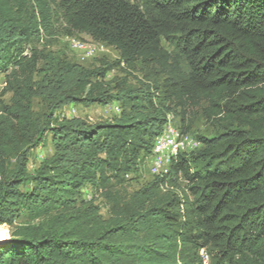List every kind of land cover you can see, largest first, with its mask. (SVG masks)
<instances>
[{
  "label": "trees",
  "instance_id": "trees-1",
  "mask_svg": "<svg viewBox=\"0 0 264 264\" xmlns=\"http://www.w3.org/2000/svg\"><path fill=\"white\" fill-rule=\"evenodd\" d=\"M79 33L118 58L49 50ZM0 73V264H264V0H0ZM70 104L120 111L58 114ZM193 108L217 136L129 191L167 115L191 134Z\"/></svg>",
  "mask_w": 264,
  "mask_h": 264
},
{
  "label": "rangeland",
  "instance_id": "rangeland-1",
  "mask_svg": "<svg viewBox=\"0 0 264 264\" xmlns=\"http://www.w3.org/2000/svg\"><path fill=\"white\" fill-rule=\"evenodd\" d=\"M59 32L61 30L59 29ZM76 37L81 39H88L91 38L89 35L84 33L75 34ZM49 50L53 52H64L67 54V56L77 62H80L85 67H93L97 66L99 64L100 59H106L108 61H113L118 58V51L113 47L106 46V49L104 51L97 52L96 55L88 60L80 61L76 54H74L72 51L69 50L67 46V42L64 36L59 35L52 41H49ZM143 65H141L139 62L136 64L135 69L131 73V76L133 78H141L143 73ZM114 76H123V72L121 70H113L109 72L107 75V79H111ZM133 78H129V80L134 81ZM1 98L8 102L10 98L9 93H5ZM33 106L34 109H41L42 104L41 101L38 98H35L33 100ZM76 111V117H80L85 119L88 122H96L98 120L109 118L114 114V111H112L109 107L106 106H98V105H91V106H83L79 104H73L72 105ZM68 111V110H67ZM69 115V114H67ZM179 117H174L172 120V123L174 125L179 126ZM188 122H191L192 128H191V135L192 136H204L206 138H212L217 136L218 129L215 125L209 123V121L204 118L202 109L201 108H193L189 114H188ZM52 153V147L50 144L49 138L44 142L43 145L37 147L35 150H33L31 159L28 164V168L30 171H33L38 163L45 158L46 156L51 155ZM148 162H145L140 168L139 176L136 179H133L128 184V190L132 191L137 189L140 185L144 184L145 182L152 179V175L148 172ZM182 186V184L180 185ZM176 190V189H175ZM83 197L85 199H91L93 197V194L91 193L89 187H85L82 190ZM95 203L98 204L100 207V212L104 216L107 215V207L104 203V201L101 198H97L95 200ZM9 234V230L5 226L0 227V236H7Z\"/></svg>",
  "mask_w": 264,
  "mask_h": 264
},
{
  "label": "built area",
  "instance_id": "built-area-1",
  "mask_svg": "<svg viewBox=\"0 0 264 264\" xmlns=\"http://www.w3.org/2000/svg\"><path fill=\"white\" fill-rule=\"evenodd\" d=\"M67 46L80 61H85L93 58L97 52L104 51L106 45L92 38L81 39L75 35H65ZM6 87V75L0 73V93ZM73 104L66 105L58 112L63 117H74L76 111ZM114 113H118L119 107L116 104H108ZM68 110V111H67ZM69 114V115H67ZM173 116L167 115V122L163 127L162 132L155 138L150 156L148 157V172L151 175L162 176L168 171L170 163L176 159L181 152L188 153L197 149L200 142L190 133L182 132V130L172 123ZM166 188V185L162 186ZM201 256L204 263L208 264V255L201 250Z\"/></svg>",
  "mask_w": 264,
  "mask_h": 264
}]
</instances>
